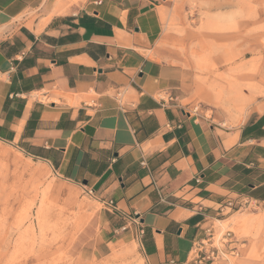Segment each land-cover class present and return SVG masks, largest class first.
Wrapping results in <instances>:
<instances>
[{"label":"crops","instance_id":"1","mask_svg":"<svg viewBox=\"0 0 264 264\" xmlns=\"http://www.w3.org/2000/svg\"><path fill=\"white\" fill-rule=\"evenodd\" d=\"M163 3L0 0V144L92 192V258L136 242L145 264H264V97L235 127L163 104L183 76L157 48ZM223 224L239 257L198 261Z\"/></svg>","mask_w":264,"mask_h":264},{"label":"rangeland","instance_id":"2","mask_svg":"<svg viewBox=\"0 0 264 264\" xmlns=\"http://www.w3.org/2000/svg\"><path fill=\"white\" fill-rule=\"evenodd\" d=\"M163 2L157 48L183 73L170 95L212 125L237 126L264 97V0ZM91 200L83 187L0 144V264H145L136 242L102 258L82 253L81 235L95 222Z\"/></svg>","mask_w":264,"mask_h":264},{"label":"built area","instance_id":"3","mask_svg":"<svg viewBox=\"0 0 264 264\" xmlns=\"http://www.w3.org/2000/svg\"><path fill=\"white\" fill-rule=\"evenodd\" d=\"M164 103H177V99L172 97L170 94L162 96ZM193 115H197V108L191 110ZM189 115V114H188ZM92 194V192H89ZM244 204L250 205V202H244ZM228 206L232 208L234 205L229 203ZM205 235L202 240L195 243L193 246V254L196 255V259L200 262H218V261H232L239 257V251L237 248L232 247L226 249L228 246L236 243L233 233L225 231L221 235L216 233L215 229L210 226L205 229ZM219 237V238H217Z\"/></svg>","mask_w":264,"mask_h":264}]
</instances>
